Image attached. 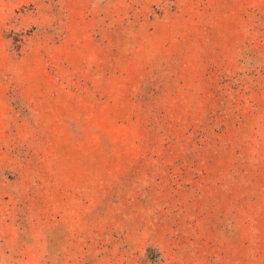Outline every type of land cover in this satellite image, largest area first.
<instances>
[{
	"label": "rangeland",
	"instance_id": "374dc122",
	"mask_svg": "<svg viewBox=\"0 0 264 264\" xmlns=\"http://www.w3.org/2000/svg\"><path fill=\"white\" fill-rule=\"evenodd\" d=\"M0 264H264V0H0Z\"/></svg>",
	"mask_w": 264,
	"mask_h": 264
}]
</instances>
